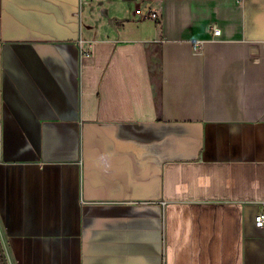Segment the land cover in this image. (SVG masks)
<instances>
[{
  "label": "crops",
  "instance_id": "obj_1",
  "mask_svg": "<svg viewBox=\"0 0 264 264\" xmlns=\"http://www.w3.org/2000/svg\"><path fill=\"white\" fill-rule=\"evenodd\" d=\"M262 209L264 0H0L13 264H264Z\"/></svg>",
  "mask_w": 264,
  "mask_h": 264
},
{
  "label": "built area",
  "instance_id": "obj_2",
  "mask_svg": "<svg viewBox=\"0 0 264 264\" xmlns=\"http://www.w3.org/2000/svg\"><path fill=\"white\" fill-rule=\"evenodd\" d=\"M138 13L143 16V17H147V18H151L153 20H158V14L154 11H149V10H146V11H138ZM221 34V31L220 29L218 28H214V32H213V37L216 39L218 36H220ZM256 225L258 227H264V210H260V212L257 214L256 216Z\"/></svg>",
  "mask_w": 264,
  "mask_h": 264
},
{
  "label": "water",
  "instance_id": "obj_3",
  "mask_svg": "<svg viewBox=\"0 0 264 264\" xmlns=\"http://www.w3.org/2000/svg\"><path fill=\"white\" fill-rule=\"evenodd\" d=\"M0 253H1V257H2L3 263L4 264H9V260H8V257L6 255V253H5V249L3 247V244L1 242V240H0Z\"/></svg>",
  "mask_w": 264,
  "mask_h": 264
},
{
  "label": "rangeland",
  "instance_id": "obj_4",
  "mask_svg": "<svg viewBox=\"0 0 264 264\" xmlns=\"http://www.w3.org/2000/svg\"><path fill=\"white\" fill-rule=\"evenodd\" d=\"M1 242H2L3 247L5 249L4 242L2 241V239H1ZM5 253H6V250H5ZM6 255H7V253H6ZM7 257H8V260H9V264H13L11 258L8 255H7ZM0 264H4L1 256H0Z\"/></svg>",
  "mask_w": 264,
  "mask_h": 264
}]
</instances>
